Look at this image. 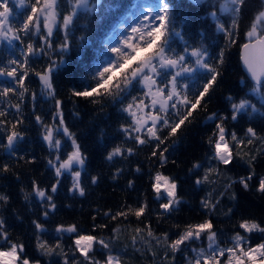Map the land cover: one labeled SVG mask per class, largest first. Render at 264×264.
<instances>
[{"label":"trees","instance_id":"16d2710c","mask_svg":"<svg viewBox=\"0 0 264 264\" xmlns=\"http://www.w3.org/2000/svg\"><path fill=\"white\" fill-rule=\"evenodd\" d=\"M34 2L25 0L21 7L18 0H8V7L12 10V27L21 26ZM72 2L59 0L61 17L71 9ZM170 2L175 13V31L183 37L174 36L172 48L181 54H185L183 49L186 47L189 52L193 48L206 49L213 63L224 50V64L220 66L221 76L214 90L205 98L206 109L198 108L190 118L191 123L186 122L172 137L168 136V128L158 125V135L165 139L160 150L168 149L164 152L167 160L163 164L159 152L156 156L152 155L157 143L155 140L141 145L134 140L135 132L130 137L123 131L124 127L133 124L124 108L133 103V97L142 99L145 89L141 83L134 82L118 96L99 98L98 103H93L91 98L72 96L73 89L83 90L94 84L92 75L113 57L109 47L119 44L121 37L140 22L141 14L147 8L158 6V0H99L96 11L79 9L67 35L71 46L65 52L59 48L65 38L60 19L49 38L53 45L51 49L42 40L45 34L43 28L40 33L22 35V42L13 40L9 44L7 40L0 39V67H11L8 61L12 59L22 62L28 43H33L37 49L45 48L43 53L37 52L29 57V75L25 80L28 91L25 95L22 98L17 95L0 96V110L6 112V116L0 117V120L6 121L0 124V194L8 197L7 203L0 202V218L5 222L4 230L9 240L24 245V256L31 264H64L65 259L69 264L77 261L86 264L75 248L77 233H58L56 229L60 225H76L79 234L93 235L109 242L110 249L96 245L93 258L103 263L111 254L119 257L121 264H189L196 255L192 249H207L206 235L182 246V251L175 253L164 243H148L141 239L146 232H141L133 242L135 229H145L147 225L157 237L167 233L169 240H174L186 225L211 220L220 246L230 245L237 232L245 235L239 227L244 220L264 226V192L258 191L259 180L264 177V99L252 92L254 84L246 77L239 60L240 47L246 42L245 34L254 16L264 10V0H246L238 18L237 42L230 46L226 45L224 34L217 30V23L230 28L233 18L230 13L219 10L222 0ZM93 3L96 0H89V7ZM213 11L217 13L218 20L209 15ZM185 55V64L194 66L195 58ZM49 64L57 65L54 67L53 85L55 99L63 101L65 125L74 134L86 158L79 170L84 195H80L78 190L73 191L72 172L77 169L57 177L55 167L48 163L49 160L53 164L65 160L73 151L72 140L61 130L54 131V138L61 141V146L59 149L50 148L44 140L46 129L35 119L39 115L49 127L55 129L58 125V120H53L55 100L48 95L36 75ZM168 71L174 72L173 69ZM180 83H187L189 96H193L204 83V70L185 74ZM3 87L18 86L12 78L0 76V90ZM261 91L264 92V89ZM229 97L232 99L229 100ZM241 100L249 101L257 111L249 107L233 120L231 103ZM10 104L13 107H9ZM16 104H20L19 112L14 107ZM212 113L216 114V119L209 120ZM168 115L175 120L174 110L169 109ZM17 120H22L15 129L21 133L22 139L7 148L11 124ZM216 124H222L233 151V160L229 165L214 159V146L209 140L216 139L213 135L217 132ZM250 127L255 130V137L247 133ZM233 133L244 142L242 145L232 141ZM249 139L252 141L250 144ZM116 147L124 149V154L108 160L109 153ZM129 148L132 149L130 154L127 152ZM57 155L59 161L56 160ZM196 164L200 167L195 168ZM5 165L9 169L7 172L3 171ZM158 172L169 176L177 184L180 204L172 211L160 207L165 198L158 197L154 192L153 176ZM206 175L207 181L196 183L197 179L203 180ZM250 175L249 186L244 188L240 179ZM93 177L97 178L95 183L92 182ZM57 180V191L52 193L51 187ZM34 184L53 197L55 209L49 206L46 198L41 200L35 194ZM206 200L210 202L207 208L203 204ZM145 203L147 208L140 218L131 212L127 218H112L117 212H128L129 207L135 210ZM211 204L215 207L212 208ZM45 211L47 216H44ZM34 221L42 224L44 230H37ZM251 236L253 243L264 242V233L253 232ZM38 240L47 241L54 248L53 253L45 254L39 250ZM0 246L7 249L8 244L0 240Z\"/></svg>","mask_w":264,"mask_h":264},{"label":"snow or ice","instance_id":"6c2138e0","mask_svg":"<svg viewBox=\"0 0 264 264\" xmlns=\"http://www.w3.org/2000/svg\"><path fill=\"white\" fill-rule=\"evenodd\" d=\"M18 3L23 7L25 0H18ZM97 3H99V0H96V3H93L89 7V0H73L71 9L61 17L58 12L59 0H35L30 5L28 14L23 19L21 26L14 28L10 25L12 10L8 7V0H0V9H2L0 10V39L7 40L9 44L13 40H20L22 42V35L27 36L33 32L40 33L43 28L46 29V33L42 36V40L44 45L48 49H51L53 45L49 38L52 37L53 29L56 27L58 19H60L65 32V38L59 45V48L62 52H65L71 46L67 35L70 26L74 24L77 18L78 10L85 8L89 11H96ZM245 4L246 0H222L219 5L221 12L230 13L233 17L230 28L226 27L223 23H217V30L224 34L226 45L228 46L237 42L239 34L238 18ZM209 15L214 19H219L215 11L210 12ZM174 36L183 38L181 33L175 31L173 5L170 0H158V6L156 8H147L141 14L140 22L132 26L127 35L121 37L119 44L109 47L108 50L113 54V57L108 59L92 75L91 79L94 81V84H90L83 90H72L73 97L91 98L93 103H98L99 98L118 96L126 92L134 82L143 84L147 89L144 93V98L138 99L133 97V103H129L124 108V111L132 116L134 123L128 127H124L123 131L130 137L135 132L134 140L141 145L148 143L149 140H155L157 143L152 155L156 156L159 152L162 164L167 160L164 152H167L168 149L164 148L162 151L160 150V146L165 143V139H162L158 135L160 131L158 125L168 128V136L172 137L177 134L178 130L186 122L191 123L190 118L198 108L204 107L206 109L207 101L205 98L214 90V86L221 76L220 66L224 64V50L220 51L216 62L213 63L206 49L193 48L189 52V49L186 47L183 49V53L195 57V66L186 65V55L177 53L172 48ZM245 38L246 42L241 45V61L254 81L252 91L264 99V92L261 91L264 89V10H261L254 16V20L245 34ZM81 40H83V37H81ZM44 51V47L37 49L33 43H28L22 62L12 59L8 61L11 67H0V76L12 78L15 85L18 86L3 87L0 90V96L17 95L22 98L25 95L28 91L25 86V80L29 75V57L36 55L37 52L43 53ZM56 66L55 64H49L42 72H37L36 75L42 82L43 88L47 90L48 95L55 100L53 120H58V125L54 129L44 124L41 116L37 115L35 119L46 129L44 139L48 142L50 148H60L61 141L54 138V131H59L60 128H62L63 134L72 140L73 151L67 155L65 160L59 162L58 165L53 164L52 160L48 161L50 165L55 167L56 176L60 177L63 171H71L76 164L83 166L86 158L82 154L80 145L76 142L74 134L65 125L62 108L63 101L55 99L56 90L53 85V72ZM171 69H175V71H168ZM198 69L204 70V83L190 97L188 93L189 85L187 83L181 85L180 78L185 74L194 73ZM161 77L163 79H158ZM148 99H150V104L145 102ZM228 99L231 100L232 98L229 97ZM9 107H13V105L10 104ZM14 107L19 112L20 104H16ZM231 107L234 110L232 115L233 120L237 118L242 110H246L249 107L253 111H257L255 106L250 105V102L246 100H241L239 103L233 102L231 103ZM144 109H149V111L144 112ZM169 109L175 111L176 118L174 121L168 115ZM153 112L156 114H153ZM4 116H6V112L0 110V117ZM208 119H216V114L212 113ZM149 121L151 122L150 124ZM5 123L6 121L0 120V124ZM20 123H22V120H17L11 124L12 130L7 136L8 148H11L17 140L22 139L21 133L15 130ZM216 129L217 132L213 134L216 139L212 140L210 138L209 140V143L214 146V159L224 165H229L233 160V151L228 145L225 129L222 124H216ZM247 133L251 137L256 136L255 130L251 127L247 129ZM231 139L236 144L242 145L244 143L242 140L237 139L235 133L232 134ZM251 142V139H249L248 143L250 144ZM124 151L121 147H116L109 153L107 159L112 160L114 156L123 155ZM127 152L130 154L132 149H127ZM56 160H60L59 155H57ZM194 167L199 168L200 165L196 164ZM8 170V166L5 165L3 171L7 172ZM72 175L74 181L73 191L78 190L80 195H84V188L80 184L81 172L73 171ZM96 179V177H93L92 182L95 183ZM207 179L206 175L203 180L197 179L196 183L200 184L207 181ZM249 180H251V175L246 178L242 177L240 183L244 188H248ZM58 184L59 180H57L56 184L52 185V193L57 191ZM153 188L158 197L161 195L163 188V194L166 195L167 202L160 205L162 209L172 211L174 208H178L180 200L177 198L176 182L158 172L154 178ZM33 191L41 200L46 198L52 209L56 208L55 203H52L53 197L47 195L46 190L34 184ZM258 191L264 192V177L259 180ZM25 199H27V196H25ZM7 201L8 197L0 194V202L7 203ZM203 204L206 208L210 206V202L207 200L203 201ZM211 207L214 208L215 205L211 204ZM146 208V203L135 210L129 207L128 212H117L112 218L115 219L117 216L127 218L129 212L140 218L145 213ZM47 215L48 212L45 211L44 216ZM105 215H108V213H105ZM34 223L37 230H44L42 224L35 221ZM239 227L247 235L253 232L264 233V226L255 221L244 220L239 224ZM4 229L5 222L3 218H0V240L8 244L7 249L0 246V264H31L30 260L24 256V245L10 241L7 231ZM56 231L58 233H77L74 241L75 248L80 256L83 257L86 264H100L92 255L96 245H99L103 249H110V243L104 239H98L93 235L79 234L76 225L68 227L60 225ZM135 232L136 235L132 237L133 242L137 240L141 232H146V235L141 237V239L148 243L152 241L164 243L165 247L170 249L172 253L182 251V246L198 241L202 236L206 235L208 240L207 249H192L196 255L189 261V264H221L222 260L223 264H264V242L252 246L246 235H241L237 232L232 238V247H219L216 239L217 233L213 230L211 220L186 225L185 229L174 240H169L167 233L157 237L151 230L150 225H147L145 229L137 228ZM56 247L58 248L59 245L57 244ZM37 248L45 254H52L54 251V248L49 246L47 241L38 240ZM36 264H39V262H36ZM64 264H69L67 259L64 260ZM75 264H79V262L77 261ZM103 264H121V261L119 257L109 254Z\"/></svg>","mask_w":264,"mask_h":264},{"label":"rangeland","instance_id":"374dc122","mask_svg":"<svg viewBox=\"0 0 264 264\" xmlns=\"http://www.w3.org/2000/svg\"><path fill=\"white\" fill-rule=\"evenodd\" d=\"M55 28V27H54ZM44 31H45V33H46V29H43ZM54 30V29H53ZM193 58H195V57H193ZM195 66V65H194ZM174 71H175V69H173ZM143 85V84H142ZM144 87V86H143ZM144 89H145V91H144V93L147 91V89L144 87ZM253 92V91H252ZM256 96H258V97H260L261 98V96L259 95V94H257V93H255V92H253ZM142 98H144V94H143V97ZM262 99V98H261ZM146 103H149L150 104V99H148V100H146L145 101ZM157 107H159V106H157ZM135 110V109H134ZM149 111V109H144V112H148ZM129 114V113H128ZM153 114H156L155 112H153ZM130 115V114H129ZM130 117H131V119L133 120V118H132V116L130 115ZM134 123V122H133ZM151 122L149 121V124H150ZM60 130L62 131V128H60ZM63 132V131H62ZM45 134H46V132H45ZM45 140V139H44ZM46 141V140H45ZM46 143H48L47 141H46ZM59 163V162H58ZM58 165V164H57ZM82 168V166L81 165H78V164H76V165H74L73 166V169L71 170V171H73L74 169H77L78 171L80 170ZM71 171H63V172H71ZM156 174L157 173H155L154 174V176H153V183H154V178H155V176H156ZM162 174V173H161ZM162 175H164V176H167V175H165V174H162ZM167 177H169V176H167ZM170 178V177H169ZM171 179V178H170ZM172 180V179H171ZM174 181V180H173ZM175 182V181H174ZM154 189V188H153ZM154 192H155V190H154ZM156 193V192H155ZM157 195V194H156ZM159 197H164L165 198V201H164V203H166L167 202V198H166V195L165 194H163V188H162V190H161V195L159 196ZM241 235H244V234H241ZM245 235L247 236V239L251 242V245L252 246H255L256 244H258V243H253V241H252V236H251V234L250 235H247L246 233H245ZM76 239V238H75ZM75 239H74V241H75ZM259 243H261V242H259ZM208 245V244H207ZM232 245H233V241H232V243L230 244V245H227V246H220L219 245V247H222V248H228V247H232ZM100 264H103V263H100ZM221 264H223V260L221 261Z\"/></svg>","mask_w":264,"mask_h":264},{"label":"water","instance_id":"95a60500","mask_svg":"<svg viewBox=\"0 0 264 264\" xmlns=\"http://www.w3.org/2000/svg\"><path fill=\"white\" fill-rule=\"evenodd\" d=\"M239 55H240V57H239V60H240V66H241L243 72L245 73V75H246V77L249 79V81H250L251 83L254 84V81L252 80L250 74L247 72L246 68L244 67V65H243V63H242V61H241V47H240V53H239ZM6 146H7V145H6ZM7 148H8V147H7Z\"/></svg>","mask_w":264,"mask_h":264}]
</instances>
